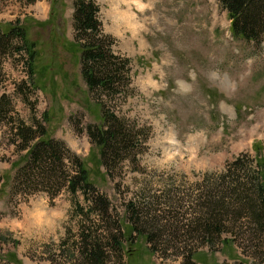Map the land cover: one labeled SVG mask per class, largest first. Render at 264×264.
<instances>
[{"label": "rangeland", "instance_id": "obj_1", "mask_svg": "<svg viewBox=\"0 0 264 264\" xmlns=\"http://www.w3.org/2000/svg\"><path fill=\"white\" fill-rule=\"evenodd\" d=\"M96 2L114 51L130 58L128 89L111 100L89 94L80 76L71 50L73 0H0V28L19 18L36 43L42 85L28 92L23 59H2L0 96L6 95L11 110L0 118V264H80L72 251L82 233L122 237L127 203L152 193L162 196L165 208L178 207V214L158 223L152 252L144 237L133 236L117 264H264V249H255L248 237L223 244V238H233L223 234L201 244L179 228L190 196L215 182L237 156L244 155L248 165L255 143L264 154V33L258 41L232 35L218 0ZM99 100L142 129L144 146L135 161L108 170L97 163L87 126L100 122ZM15 119L27 126L35 119L60 141L70 174L77 172L76 158L83 161L108 203L103 218L90 222L91 202L67 183L48 191L16 185V163L26 150L14 134Z\"/></svg>", "mask_w": 264, "mask_h": 264}, {"label": "trees", "instance_id": "obj_2", "mask_svg": "<svg viewBox=\"0 0 264 264\" xmlns=\"http://www.w3.org/2000/svg\"><path fill=\"white\" fill-rule=\"evenodd\" d=\"M218 1L227 11L232 35L246 40H259L264 33V0ZM99 11L96 0H73L74 35L71 50L77 55L80 76L89 94L103 95L111 100L117 92L128 89L130 58L114 51L115 39L103 31ZM13 54H18L25 64L28 85L24 84V87L27 86V91L42 88L36 69V43L28 37L19 18L0 28V65L2 59ZM24 98L27 100L26 96ZM97 102L101 109L100 122L87 126L90 140L98 150L97 163L108 170L129 158L135 161L137 151L140 149L141 152L144 146L142 129L135 124L130 125L122 115L119 116L102 103V100ZM10 110V102L2 93L0 118H7ZM43 118L47 120V112H44ZM11 121L15 127L14 134L21 138L20 148L26 150L21 162L16 163V167H19L16 185L26 190L48 191V186L59 187L67 183L72 193L81 190L85 199L91 202L86 213L92 212L95 217L90 222L98 217L103 218L107 214L108 203L105 196L96 190L83 161L76 158L77 172L70 174L62 161L65 154L62 144L50 137L41 123L34 119L35 125L27 126L18 119ZM261 149V144L255 143L254 160L248 159V165L242 160L244 155L237 156L227 164L225 171L215 182H209L200 194L187 198V207L181 211L182 218L179 220V228L185 237L198 239L201 244H213L223 234L233 237L223 238V244L230 240L234 243L235 237H248L255 249L263 251L264 154ZM247 156L249 155L246 154ZM176 196L172 197L174 202ZM161 198V195L152 193L142 195L137 202L130 200L125 211L127 218H124L126 226L122 228V237H99L82 233V237L73 245L72 255L75 252L79 255L80 264H117L121 262L123 252L125 253L124 242L132 244L136 238L133 236L144 237L152 252L151 243L155 238L153 231L160 226L158 223L162 220L169 221L171 212L178 214V207L171 204L165 208L166 202L162 203ZM178 198L182 199L183 196ZM163 204L165 205L162 207ZM163 214L167 217L159 219ZM238 229H242L243 233H239ZM187 261L189 264H197L189 259Z\"/></svg>", "mask_w": 264, "mask_h": 264}]
</instances>
